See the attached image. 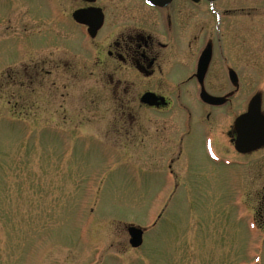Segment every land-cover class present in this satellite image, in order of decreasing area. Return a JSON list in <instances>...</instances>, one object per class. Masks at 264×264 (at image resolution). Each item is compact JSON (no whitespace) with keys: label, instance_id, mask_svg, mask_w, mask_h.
Here are the masks:
<instances>
[{"label":"rangeland","instance_id":"374dc122","mask_svg":"<svg viewBox=\"0 0 264 264\" xmlns=\"http://www.w3.org/2000/svg\"><path fill=\"white\" fill-rule=\"evenodd\" d=\"M73 4L0 0V264H264V159L172 163L170 109L79 61Z\"/></svg>","mask_w":264,"mask_h":264},{"label":"flooded vegetation","instance_id":"af4514ba","mask_svg":"<svg viewBox=\"0 0 264 264\" xmlns=\"http://www.w3.org/2000/svg\"><path fill=\"white\" fill-rule=\"evenodd\" d=\"M152 1L73 0L65 19L96 50L73 43L79 61L123 96L138 92L141 108L170 109L154 129L171 126L172 163L195 150L235 166L264 159V0Z\"/></svg>","mask_w":264,"mask_h":264},{"label":"water","instance_id":"95a60500","mask_svg":"<svg viewBox=\"0 0 264 264\" xmlns=\"http://www.w3.org/2000/svg\"><path fill=\"white\" fill-rule=\"evenodd\" d=\"M160 2H162V1L161 0H153L151 3H160ZM146 99H148V97L144 96L142 98V101H145ZM202 99L203 100H216V99L208 96L206 93H203ZM250 111L252 112L253 109H250ZM258 145H260V144L258 143L256 145L254 144L252 146L250 145V146H242V147L239 145L238 149H241L242 151H250V150H253V149H256L257 147H259ZM128 233L130 236L129 243H130L132 248H138L143 244L144 231L141 228H138L136 226H130V227H128Z\"/></svg>","mask_w":264,"mask_h":264}]
</instances>
